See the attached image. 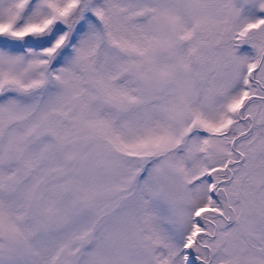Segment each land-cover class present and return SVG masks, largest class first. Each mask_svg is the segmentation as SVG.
<instances>
[{"label":"snow or ice","instance_id":"obj_1","mask_svg":"<svg viewBox=\"0 0 264 264\" xmlns=\"http://www.w3.org/2000/svg\"><path fill=\"white\" fill-rule=\"evenodd\" d=\"M0 264H264V0H0Z\"/></svg>","mask_w":264,"mask_h":264}]
</instances>
